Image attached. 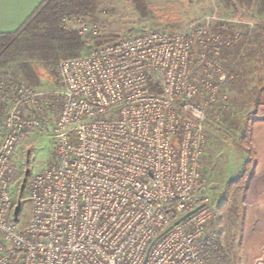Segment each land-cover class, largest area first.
<instances>
[{"label": "built area", "instance_id": "built-area-1", "mask_svg": "<svg viewBox=\"0 0 264 264\" xmlns=\"http://www.w3.org/2000/svg\"><path fill=\"white\" fill-rule=\"evenodd\" d=\"M194 30L196 53L192 33L150 28L62 59L55 93L0 69V264L222 263L207 233L201 160L206 108L232 75L219 35L205 36L209 22ZM76 31L99 35L95 23ZM44 111L57 113L56 161L27 181L21 225L16 147L42 130Z\"/></svg>", "mask_w": 264, "mask_h": 264}, {"label": "rangeland", "instance_id": "rangeland-1", "mask_svg": "<svg viewBox=\"0 0 264 264\" xmlns=\"http://www.w3.org/2000/svg\"><path fill=\"white\" fill-rule=\"evenodd\" d=\"M258 1L243 6L237 0H94L86 15H67L64 18L71 22L64 18L60 22V27L69 32H77L78 21L97 24V37L78 34L85 46L82 53L95 46L98 37H106L109 42L150 28L182 29L195 35L197 25L209 22L212 32L205 36L210 38L216 35L218 25L227 26L228 42L220 40V59L223 69L232 76L222 85L216 101L206 108L201 160L203 198L212 210L207 233L218 247L221 264H264V210L250 196L264 173L257 170L264 143V13H260ZM234 44L240 46L239 51L232 47ZM24 60L35 74L33 83L20 71ZM56 62L21 55L0 69H18L35 90L55 93L62 88ZM35 109L27 107L24 114L33 116L38 112ZM40 117L42 130L25 135L15 152L19 173L12 196L15 201L21 200V225L29 220L31 209L26 198L27 181L56 161L53 125L57 113L44 111ZM26 168L30 172L20 189Z\"/></svg>", "mask_w": 264, "mask_h": 264}, {"label": "trees", "instance_id": "trees-1", "mask_svg": "<svg viewBox=\"0 0 264 264\" xmlns=\"http://www.w3.org/2000/svg\"><path fill=\"white\" fill-rule=\"evenodd\" d=\"M226 1L233 3V0ZM237 1L243 6H249L252 2V0ZM258 2L260 13H264V0ZM93 4L94 0H43L17 30L0 33V67L21 55H24L25 58L39 57L43 60L51 59L56 62L59 59L82 54L85 46L78 33L62 29L60 22L67 15L75 17L86 15L91 11ZM216 30L218 35L220 34V39L225 42L229 30L227 32L221 29ZM108 40L106 37H98L95 46ZM232 47L237 51L240 50V46L237 44ZM198 50L199 45L194 35L193 52ZM20 68L24 78L33 83L35 74L28 61L24 60ZM217 249L218 247L214 248L215 251H218Z\"/></svg>", "mask_w": 264, "mask_h": 264}, {"label": "crops", "instance_id": "crops-1", "mask_svg": "<svg viewBox=\"0 0 264 264\" xmlns=\"http://www.w3.org/2000/svg\"><path fill=\"white\" fill-rule=\"evenodd\" d=\"M43 0H0V33L17 30Z\"/></svg>", "mask_w": 264, "mask_h": 264}, {"label": "bare ground", "instance_id": "bare-ground-1", "mask_svg": "<svg viewBox=\"0 0 264 264\" xmlns=\"http://www.w3.org/2000/svg\"><path fill=\"white\" fill-rule=\"evenodd\" d=\"M260 153L262 156L260 155L261 158H260V161L257 167V170L259 169V173L264 172V143L262 142H261V152ZM250 196L254 197L255 201H257L260 207L264 210V173L260 177V180L256 181V188L254 189V191L251 190Z\"/></svg>", "mask_w": 264, "mask_h": 264}, {"label": "water", "instance_id": "water-1", "mask_svg": "<svg viewBox=\"0 0 264 264\" xmlns=\"http://www.w3.org/2000/svg\"><path fill=\"white\" fill-rule=\"evenodd\" d=\"M26 163H28V158L26 160ZM29 172H30V169L29 168H26L25 171H24V177L22 178V183L20 185V189L23 188L24 183L26 182L27 176L29 175ZM20 209H21V200L18 199V200H16V203H15V206H14V210H13V217H14V220L15 221L18 219V215L20 213ZM192 212H190L187 215L181 217L176 223H178L180 220H182L183 218H185L186 216H188Z\"/></svg>", "mask_w": 264, "mask_h": 264}]
</instances>
